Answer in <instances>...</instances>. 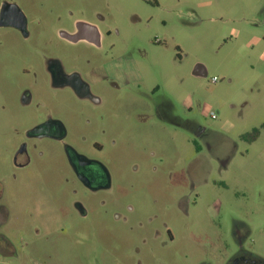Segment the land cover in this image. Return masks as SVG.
I'll return each mask as SVG.
<instances>
[{
  "label": "rangeland",
  "instance_id": "374dc122",
  "mask_svg": "<svg viewBox=\"0 0 264 264\" xmlns=\"http://www.w3.org/2000/svg\"><path fill=\"white\" fill-rule=\"evenodd\" d=\"M12 1L34 45L0 47L13 53L0 56V264H230L240 248L264 259V0ZM78 21L110 33L97 62L128 57L140 88L100 85L96 107L50 89L45 45L86 70L74 60L85 46L57 37ZM49 110L67 145L107 165L110 192L81 188L56 142L25 137ZM21 143L30 163L16 169Z\"/></svg>",
  "mask_w": 264,
  "mask_h": 264
},
{
  "label": "flooded vegetation",
  "instance_id": "af4514ba",
  "mask_svg": "<svg viewBox=\"0 0 264 264\" xmlns=\"http://www.w3.org/2000/svg\"><path fill=\"white\" fill-rule=\"evenodd\" d=\"M62 32L74 33L75 28L72 31L59 30L57 32V37L71 48L76 49L79 45L85 46L88 51L85 50L82 52L79 49L78 54L74 55V60L78 59V63L81 64L82 58L84 57V66L86 70H80L76 66L66 70L62 60L56 56L57 54L49 45H45V48L49 47V50L47 51L48 56L44 61L43 73L45 77H47L48 85L51 90L55 92H68L76 101H83L89 106L96 107L104 103L102 92L97 89L100 85L111 90L128 88L131 84H134L136 88H140L142 74L139 67L136 68L130 76L121 72V67L127 62L128 57H110L105 64L102 63V61L97 62V58L105 53V51L102 53L101 50L104 39L110 35L109 32L100 35L95 28H87L78 32V39L73 42L63 38L61 35ZM18 39L21 41V44L31 47L34 43V29L30 27V21H28L27 15L18 8L16 3L12 0H0V47L3 49L8 48L10 45L16 43ZM113 49L114 46L110 44L106 51H108V54H111L113 53ZM12 55L13 53L0 54L1 57ZM98 64L106 65L109 70L106 71V76L94 82L89 76L94 72ZM25 71V69H22V75H28V72ZM22 87H24V90L20 96V102L23 107L29 106L32 102V92L29 89L30 86ZM154 90L155 89H153L152 92H154ZM63 110L66 111L68 109L64 108ZM77 112V110L72 111L74 116ZM74 116L73 120H76ZM34 120L41 121L25 131V137L28 140H49L56 142L62 147L67 166L81 188H84L91 194L110 192L112 180L107 165L99 159L77 152L66 144L65 138L68 132L64 123L61 121L63 119L53 115V112L49 110L44 115ZM195 136L201 140L205 137L204 130L197 128ZM205 140H203L204 148H206L207 145ZM29 152L27 143H21L12 156L13 167L16 169L26 168L30 163ZM201 152L202 147L197 146L196 153ZM78 214L82 218L87 216V207L82 202H78ZM116 218H118V216H116ZM169 238L172 240L171 235ZM4 240L6 244L5 247L8 248L11 256H14L15 254H12L13 249L11 242L6 238H4ZM0 250H2L1 245ZM229 262L230 264H264V259L240 248L233 254Z\"/></svg>",
  "mask_w": 264,
  "mask_h": 264
},
{
  "label": "crops",
  "instance_id": "0c3cea01",
  "mask_svg": "<svg viewBox=\"0 0 264 264\" xmlns=\"http://www.w3.org/2000/svg\"><path fill=\"white\" fill-rule=\"evenodd\" d=\"M78 22H83L85 24H88L89 26L95 28V30L97 32H99L100 35H102V32L100 31V29L96 25H94L92 23H89V22H84V21H78ZM261 42H263L262 39H260L258 37H253L252 39L249 40L248 43H246L245 47L247 48V47H249V46H251L253 44H256L257 45V44H260ZM135 69H136L135 65H132L131 66V65H127V63H126V64H124L121 67V72H123L127 76H130L131 74H133V72H134ZM107 70H109V69H108V67L106 65L98 64V66H96V69L94 70V72L91 73L89 77H90V79L92 81L96 82L100 78L106 76V74H107L106 71ZM197 72L200 73V74H202V75L205 73L204 70H203V68L201 66H198L197 67ZM1 252H2V250H0V253ZM12 254H13V252H12Z\"/></svg>",
  "mask_w": 264,
  "mask_h": 264
},
{
  "label": "water",
  "instance_id": "95a60500",
  "mask_svg": "<svg viewBox=\"0 0 264 264\" xmlns=\"http://www.w3.org/2000/svg\"><path fill=\"white\" fill-rule=\"evenodd\" d=\"M75 32L74 33H66V32H62L61 35L63 38L73 42L76 41L78 39V32L87 29V28H93L91 26H89L88 24H85L83 22H76L75 26Z\"/></svg>",
  "mask_w": 264,
  "mask_h": 264
},
{
  "label": "built area",
  "instance_id": "2783aa9c",
  "mask_svg": "<svg viewBox=\"0 0 264 264\" xmlns=\"http://www.w3.org/2000/svg\"><path fill=\"white\" fill-rule=\"evenodd\" d=\"M212 118H213V116H212Z\"/></svg>",
  "mask_w": 264,
  "mask_h": 264
}]
</instances>
